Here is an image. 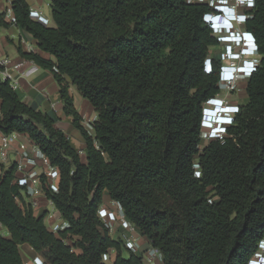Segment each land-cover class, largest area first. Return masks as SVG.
Returning a JSON list of instances; mask_svg holds the SVG:
<instances>
[{
  "label": "trees",
  "instance_id": "obj_1",
  "mask_svg": "<svg viewBox=\"0 0 264 264\" xmlns=\"http://www.w3.org/2000/svg\"><path fill=\"white\" fill-rule=\"evenodd\" d=\"M51 8L54 26L33 19L27 0H12L15 23L55 60L19 52L53 73L86 146L81 155L54 115L23 101L0 76V130L27 134L59 168L58 191H44L69 222L51 231L23 197L16 166L3 170L0 223L10 236L0 233V264H24V243L45 264H147L142 251L123 255L121 238L99 217L105 191L163 264H248L264 235V0H255L245 23L261 56L247 79L248 102L230 134L202 149V102L220 91L222 65L214 58L206 67L219 44L204 21L207 4L51 0ZM8 25L0 16V27ZM71 84L97 113L93 135ZM109 250L111 263L103 260Z\"/></svg>",
  "mask_w": 264,
  "mask_h": 264
},
{
  "label": "crops",
  "instance_id": "obj_2",
  "mask_svg": "<svg viewBox=\"0 0 264 264\" xmlns=\"http://www.w3.org/2000/svg\"><path fill=\"white\" fill-rule=\"evenodd\" d=\"M27 1L30 4V8L40 10L41 13L49 19V25H55L52 17L51 0L47 2L46 0ZM0 16H3L4 20L9 23L8 26L0 27V64L3 67L0 71V76L5 80L6 73L9 74L11 76V84H17V88L15 89L23 101L27 102L35 109H40L54 115L56 117L55 125L67 134L73 147L77 150H84L86 141L81 132L73 126L71 116L66 115L64 112V104L61 100L60 88L53 73L48 69L40 67L31 60L23 58L19 52V47L21 46L22 49L27 52H38L43 57L53 60H55L54 56L41 50L34 36L29 31L15 23L13 20L14 14L12 10V0H0ZM51 19L53 21L52 24ZM34 64L39 67L37 72L28 76L25 75L24 72ZM69 90L74 98V104L83 118V125L89 133L93 135L94 128L92 124L97 119V113L89 100L80 93L75 85L71 84ZM23 139L27 141L30 140L29 136H23ZM22 195L27 202L32 204L34 213L37 216L42 215L47 209L58 211L54 203L47 199L45 192H41L35 197H28L24 192H22ZM19 203L22 204L21 201H19ZM104 204L113 208H120L119 204L117 202L115 203L106 191L104 193ZM62 220L60 212L57 213L56 219L45 217V223L46 221H49V225L46 224L47 227L55 233L59 232L56 227L62 222ZM113 228L114 231L110 232L113 238L119 239L122 237V234H128L127 232H121L120 230L116 231V229H118L117 225H114ZM0 233L6 237L10 236L8 229L1 223ZM135 236L140 242V246L134 251L135 253L140 254L142 250H150L153 248L151 242L147 237L141 234L139 229L135 232ZM19 248L24 263L31 262L35 259H43L27 243L21 244ZM22 249L28 254V257L23 254ZM125 250L126 249L123 250V255ZM112 254L116 255V252L112 250ZM156 264H163V262H157Z\"/></svg>",
  "mask_w": 264,
  "mask_h": 264
},
{
  "label": "built area",
  "instance_id": "obj_3",
  "mask_svg": "<svg viewBox=\"0 0 264 264\" xmlns=\"http://www.w3.org/2000/svg\"><path fill=\"white\" fill-rule=\"evenodd\" d=\"M188 2L205 3L209 5H217L218 0H187ZM232 6L236 7L240 16L245 17L248 20L250 13L248 12L255 5L254 0H229ZM30 16L45 24L49 25L50 21L45 17L40 10L31 8ZM15 21V17L13 18ZM39 69L38 65L34 64L28 68L24 74L31 75ZM6 79L11 78L6 73ZM233 81L230 84V88L235 89ZM13 88H17V84H12ZM22 134L19 132H11L9 134L0 130V172L8 169L10 166H16V178L15 182L21 186V192H24L28 197H35L41 192H45L44 188L47 187L52 191H58L60 181V170L57 166L53 165L45 152L40 146L32 141L24 140ZM81 155L84 154V150H79ZM196 175H199V171H195ZM116 203V201H114ZM118 203V202H117ZM119 204V203H118ZM120 206V204H119ZM59 211L53 209H47L43 214L50 219H56ZM99 217L104 222L105 226L111 231H114V225L118 226L116 231L127 232L122 234L121 240L123 242L124 249L136 251L140 246L139 239L135 236V232L138 230L137 226L131 222L125 215L124 210L120 208H113L111 206L103 204L99 211ZM62 216V215H61ZM62 222L57 225L58 231H63L69 227V222L62 217ZM67 242H70L67 240ZM78 251V250H76ZM143 259L147 264H156L157 262H163V255L157 248L142 250ZM114 257L112 250L103 254V260L111 263ZM43 259H35L31 262H25L24 264H43ZM248 264H264V235L259 241L258 248L254 255L249 260Z\"/></svg>",
  "mask_w": 264,
  "mask_h": 264
},
{
  "label": "clouds",
  "instance_id": "obj_4",
  "mask_svg": "<svg viewBox=\"0 0 264 264\" xmlns=\"http://www.w3.org/2000/svg\"><path fill=\"white\" fill-rule=\"evenodd\" d=\"M216 3L208 6L204 21L219 44L226 46V63L221 65L218 85L230 88L233 81L246 80L253 74L259 64L253 61H259L261 56L255 35L245 27V17L239 15L229 0ZM240 112L241 105L230 101L221 91L207 97L202 102L201 138L205 136L207 141L224 139L237 123Z\"/></svg>",
  "mask_w": 264,
  "mask_h": 264
},
{
  "label": "rangeland",
  "instance_id": "obj_5",
  "mask_svg": "<svg viewBox=\"0 0 264 264\" xmlns=\"http://www.w3.org/2000/svg\"><path fill=\"white\" fill-rule=\"evenodd\" d=\"M47 1H50V0H46V2ZM52 22L53 21L51 19V24H52ZM225 51H226V46H224V45L218 44V45L211 46L209 49V56H208V59L206 62L207 69H211V65H210L211 60L214 58L216 60H220L222 64H225L226 63V59H225L226 52ZM258 63H259L258 59H255L253 61V64H258ZM246 85H247V79L246 80H240V81H237V83L234 85L235 89L222 86L220 88V91L223 94H225L229 98L230 101L239 103L241 105V104H245L248 102ZM208 143H209V140L207 141L206 137L202 136L200 148L202 149ZM46 224L49 225V221H46ZM22 251H23V254L26 257H28V254L23 249H22ZM128 254H129V252L127 250H125L124 255L127 256Z\"/></svg>",
  "mask_w": 264,
  "mask_h": 264
}]
</instances>
